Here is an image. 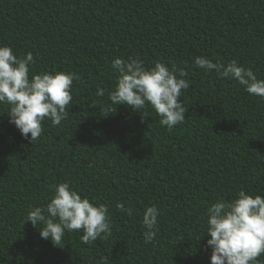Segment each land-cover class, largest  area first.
Returning a JSON list of instances; mask_svg holds the SVG:
<instances>
[{"label":"trees","instance_id":"16d2710c","mask_svg":"<svg viewBox=\"0 0 264 264\" xmlns=\"http://www.w3.org/2000/svg\"><path fill=\"white\" fill-rule=\"evenodd\" d=\"M0 46L33 54L30 78L80 77L67 118L46 119L34 144L0 104V264H211L207 209L240 191L264 196V98L194 62L235 59L264 80V0H0ZM129 57L187 71L182 124L169 131L150 106L111 103V63ZM60 183L108 208V240L83 244L82 231L66 232L58 247L25 223ZM152 205L159 231L145 244Z\"/></svg>","mask_w":264,"mask_h":264},{"label":"clouds","instance_id":"9594fccd","mask_svg":"<svg viewBox=\"0 0 264 264\" xmlns=\"http://www.w3.org/2000/svg\"><path fill=\"white\" fill-rule=\"evenodd\" d=\"M194 62L206 73L215 71L221 78L237 81L249 95L264 98V80L235 59L224 64L198 56ZM34 63L31 52L17 58L10 47L0 46V104L9 106V123L33 144L41 137L46 119L58 126L67 118L73 81L80 79L75 72H43L30 78ZM111 68L118 74L116 85L108 94L113 105H125L138 113L150 106L160 117L159 123L169 131L185 121L188 109L179 98L182 90L190 87V81L184 79L188 75L184 68L173 65L169 69L157 61L149 69L138 57L115 58ZM96 94L102 97L105 91L98 89ZM52 188L50 202L31 209L25 222L30 221L35 227L42 225L39 228L42 239L51 240L59 247L66 232L82 231L83 244L98 239L106 241L112 236V221L105 205L82 198L69 183ZM116 207L132 215V209L125 208L123 203ZM158 217L159 209L155 205L145 208L141 222L146 229L145 244L154 241L158 234ZM207 217L211 264H260L259 258L264 255V196L253 197L240 191L231 201L220 198L207 209ZM101 264L106 262L102 259Z\"/></svg>","mask_w":264,"mask_h":264}]
</instances>
